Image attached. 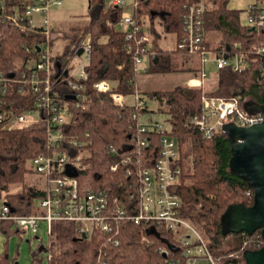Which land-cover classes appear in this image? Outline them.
I'll list each match as a JSON object with an SVG mask.
<instances>
[{
    "label": "trees",
    "instance_id": "16d2710c",
    "mask_svg": "<svg viewBox=\"0 0 264 264\" xmlns=\"http://www.w3.org/2000/svg\"><path fill=\"white\" fill-rule=\"evenodd\" d=\"M29 1L3 0V3L8 7L21 8ZM229 1L133 2L132 17L141 26L138 36L149 35L144 31L141 19L148 17L154 22L156 17L163 31L175 38L171 51L154 43L153 49H157L159 61L146 69L150 73L176 70L172 56L184 55L176 49V43L184 33V6L203 3V47L216 54L225 53L229 58L226 66L217 69V81L211 91L179 85L169 90L143 93L136 82L138 72L134 54L127 50L124 32L119 25L123 9L112 3L106 4L105 0H88V21L64 33L61 54H52L54 60L65 67L84 41L90 39V59L85 67L87 77L79 81L83 85L85 100L79 107L70 104L71 122L63 127L67 136L85 144L82 149L86 153L83 169L77 174L79 190L103 189L110 197L119 196L123 201L136 191L139 170L151 167L160 145L159 132L152 130L145 134L138 129V116L156 111L147 102L142 110L133 105L120 106L113 101L110 92H99L93 86L98 81L108 80L113 84L112 91L124 96L137 92L142 99L155 100L159 106L157 112L167 115L169 135L176 142L182 169L176 190L182 202L181 215L210 241V251L217 261L221 264H245L243 252L262 247L260 230L252 235H223L220 222L230 205H252L253 195H248L252 190L229 170L230 146L226 135L221 131L208 139L190 123V117L200 115L202 111L203 94L224 99L235 97L241 103L260 101L264 81L261 74L263 57L254 47L264 41V31H253L245 26L241 21L245 10L228 8ZM151 24L155 33L154 23ZM210 33L218 35L217 44L212 45ZM40 41V35L35 30L19 28L0 19V71L21 69L27 59L36 55L27 48ZM131 43L134 47L132 51L146 44ZM236 55L242 56L246 62L237 71L232 69V59ZM194 70L197 71L196 68ZM143 136L147 138L146 145L140 144ZM44 141L45 130L41 125L11 131L0 128V201L8 204L17 214L38 213L37 199L41 196V188L29 185L25 175L29 171L27 162L47 152ZM124 157H128V161L118 164L112 171L111 165ZM14 184H20V192H10L9 187ZM133 202L134 199L129 200V203ZM156 229L158 236L149 233L147 223L135 224L124 220L120 222L116 234L94 230L91 235L82 238L73 222L53 221L48 233L49 246L45 249L48 264H171L172 259L175 264H185L179 252L169 251L164 257L158 251L170 246L173 235L163 226H156ZM6 251L0 254V264H15Z\"/></svg>",
    "mask_w": 264,
    "mask_h": 264
},
{
    "label": "built area",
    "instance_id": "2783aa9c",
    "mask_svg": "<svg viewBox=\"0 0 264 264\" xmlns=\"http://www.w3.org/2000/svg\"><path fill=\"white\" fill-rule=\"evenodd\" d=\"M113 5L123 10L120 17V28L127 42L126 48L133 52L136 71L146 72L141 66L143 59L148 57L153 65L152 57L156 55L150 48L149 35L138 36L141 26L132 14L125 10L123 0H112ZM62 0H31L23 7H8L0 0V19L8 21L23 29H33L39 33L41 41L27 48L35 52V57L27 59L21 69L10 72L0 71V128L2 130H17L30 125H41L45 130V154H38L29 160V171L44 180L41 196L37 199V214H17L8 204L0 201V226L9 223L7 229L15 225L18 231L28 230L36 233L38 221H46L48 233L51 223L57 220L73 222L82 237H88L94 230L106 234L118 233L121 221L127 220L135 224L147 223L150 229L157 232L156 226L173 235V241L168 248H160L161 254L179 252L185 264H221L210 251V241L188 220L181 215V200L177 195V186L182 169L179 165V155L176 142L169 135L162 122L153 120V113L139 115V132L147 134L156 131L161 134L157 155L151 167L138 172V186L122 201L119 196L110 197L103 189L87 188L80 191L77 175L70 173L83 169L86 153L82 150L84 142L67 136L63 127L71 122L70 104L76 107L83 105L85 94L83 85L79 82L87 77L85 67L90 59V39L83 45V53L74 58H80L77 64L78 77L73 74L69 62L57 68L52 49L54 32L52 31L50 8L60 6ZM246 21L243 23L250 30L264 31V0H254L244 9ZM204 5L202 2L184 6L182 14L183 35L176 43V49L190 57L197 58L198 69L196 77L187 81L189 87H201L207 79L204 64L212 59L216 68H223L229 62L225 53L215 52L203 47L205 29L203 20ZM145 45L134 49L131 42ZM80 48V49H81ZM263 57L261 74L264 78V41L254 47ZM212 56V58H210ZM84 57V58H82ZM232 69L241 70L246 62L242 56L232 59ZM149 65V66H150ZM94 88L99 92H110L113 101L120 105H133L142 110L146 106L145 99L136 92L130 102L128 96L112 91L113 84L108 80L96 82ZM68 96H73L72 99ZM202 111L200 115L190 117V123L195 125L205 138H212L222 131L226 123L239 126H250L264 121L263 113H249L243 108L238 98L224 99L202 95ZM146 115V117H145ZM136 116V115H134ZM142 117L145 120H142ZM166 121V120H165ZM167 122V121H166ZM168 123V122H167ZM146 136L142 137L141 145H146ZM113 151V148H111ZM128 157L121 158L111 165L114 171L118 164H125ZM127 173H130L127 171ZM253 195V192H248ZM134 199L135 202L129 203ZM131 202V201H130ZM260 237L262 238L261 234ZM264 247V239L262 238ZM177 247V248H176ZM174 259L171 264H175Z\"/></svg>",
    "mask_w": 264,
    "mask_h": 264
},
{
    "label": "rangeland",
    "instance_id": "374dc122",
    "mask_svg": "<svg viewBox=\"0 0 264 264\" xmlns=\"http://www.w3.org/2000/svg\"><path fill=\"white\" fill-rule=\"evenodd\" d=\"M125 2V10H128L131 14L133 12V2L134 0H123ZM253 0H230L229 6L233 9H241L242 6ZM106 4H110L112 0H105ZM88 0H62L60 6H55L50 8V19L53 22L54 28L56 30L57 37L53 42L52 52L54 55L61 54L65 40L64 33H69L72 28L81 26L88 21ZM141 19V18H140ZM155 21H149V18H142L143 29L149 36L150 48L153 49L154 45L167 49L171 51L173 45L175 44L174 35L163 31L161 25L159 24V19L154 18ZM158 21V22H157ZM241 21L244 23L246 21V14L241 15ZM152 23H154L155 33H153ZM211 37V39H210ZM209 39L212 45L217 44L219 37L216 33H210ZM155 43V44H154ZM156 56L158 57L157 49H153ZM172 53V52H171ZM174 54V53H173ZM173 57V65L176 68L173 72L166 73H150L148 71L137 73V85L138 88L143 92L147 93L150 91H163L169 90L179 85H186L188 79L197 75L198 60H190V56H185L181 54H175ZM74 58V57H73ZM84 58V57H82ZM189 58V59H188ZM212 58V56H210ZM71 60V59H70ZM80 58H74L69 62L70 67L73 69V74L78 77L77 64ZM159 61V59H158ZM232 62V61H231ZM157 64V63H156ZM150 65V60L148 57L143 59L141 66L148 68ZM155 65V64H153ZM205 72L208 74L207 82H205L201 88L204 92L211 91L217 81V68L216 64L212 59H209L204 64ZM192 70V71H191ZM194 70V71H193ZM132 97L128 96L125 101L130 102ZM147 100V99H145ZM147 105L154 111L153 120L162 122L166 129L169 128V124L165 121L167 115L157 112L159 111V106L155 100H147ZM146 117V115H145ZM142 120H145L142 117ZM29 161L27 162V166ZM190 165V164H189ZM26 182L29 185H37L39 187L44 185V180L36 175H33L28 171L25 175ZM10 192H20V184H14L9 187ZM9 223L1 224L0 226V254H3L5 250L8 253L9 258L16 264H48V254L45 249L49 246V234L47 231L46 221H38L37 232L33 233L31 231L23 232L18 231L15 225H12L8 230ZM6 227V228H3Z\"/></svg>",
    "mask_w": 264,
    "mask_h": 264
},
{
    "label": "water",
    "instance_id": "95a60500",
    "mask_svg": "<svg viewBox=\"0 0 264 264\" xmlns=\"http://www.w3.org/2000/svg\"><path fill=\"white\" fill-rule=\"evenodd\" d=\"M82 53L81 48L77 51V56ZM152 59L154 64L158 62L156 55ZM56 66L59 68L60 63L57 62ZM68 98L72 99L73 96ZM243 108L249 113L264 114V81L260 101L247 100L243 102ZM222 132L230 146L229 170L251 188L253 203L248 207L241 204L230 205L221 217V232L223 235H252L260 230L264 239V121L247 127L226 123L222 126ZM69 174L76 176L77 172ZM149 233L158 236L153 228ZM82 238H86V235L83 234ZM162 255L166 257L165 254ZM242 256L245 264H264V247L245 250Z\"/></svg>",
    "mask_w": 264,
    "mask_h": 264
},
{
    "label": "crops",
    "instance_id": "0c3cea01",
    "mask_svg": "<svg viewBox=\"0 0 264 264\" xmlns=\"http://www.w3.org/2000/svg\"><path fill=\"white\" fill-rule=\"evenodd\" d=\"M253 1H254V0H253ZM253 1L244 4V5L242 6V8H241V9H238V10H244V9L247 7V5H249V4L252 3ZM228 8L233 9L231 6H229V3H228ZM51 25H52V30H53V32H55L54 34H56L57 32H56V30H55V28H54V25H53V22H52V21H51ZM190 59H191V61H192V59H195V58H194V57H190ZM145 68H146V67H145ZM194 77H196V75H195ZM192 78H193V77H192ZM205 82H207V79L204 81V83H205ZM204 83H203V84H204ZM3 228H6V227H3Z\"/></svg>",
    "mask_w": 264,
    "mask_h": 264
}]
</instances>
